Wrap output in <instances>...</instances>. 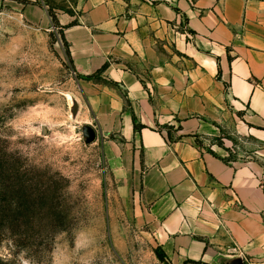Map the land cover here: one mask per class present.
<instances>
[{
  "label": "crops",
  "instance_id": "obj_1",
  "mask_svg": "<svg viewBox=\"0 0 264 264\" xmlns=\"http://www.w3.org/2000/svg\"><path fill=\"white\" fill-rule=\"evenodd\" d=\"M16 10L23 5L14 2ZM58 15L122 197L172 264H264V0H78ZM39 6L25 7V12ZM108 63L100 80L92 77ZM252 160L201 148L236 125ZM142 126L135 128V126ZM181 134L170 140L165 126ZM179 127L181 129H179Z\"/></svg>",
  "mask_w": 264,
  "mask_h": 264
},
{
  "label": "rangeland",
  "instance_id": "obj_2",
  "mask_svg": "<svg viewBox=\"0 0 264 264\" xmlns=\"http://www.w3.org/2000/svg\"><path fill=\"white\" fill-rule=\"evenodd\" d=\"M77 2L0 0V175L14 209L21 200L29 207L0 227V264H172L158 257L134 197L120 195L104 149L119 138L99 129L88 107L92 80L76 73L49 15L78 16ZM175 127L159 130L176 139ZM197 142L228 161L252 160L261 146L238 124Z\"/></svg>",
  "mask_w": 264,
  "mask_h": 264
},
{
  "label": "trees",
  "instance_id": "obj_3",
  "mask_svg": "<svg viewBox=\"0 0 264 264\" xmlns=\"http://www.w3.org/2000/svg\"><path fill=\"white\" fill-rule=\"evenodd\" d=\"M17 1L23 2V3L28 2V0H17ZM49 15H50L52 22L55 25V27L60 29L59 34H60L62 41L64 43V46L66 48L67 54L70 57L69 44L65 40L64 29L66 27L76 25L77 21L72 22L68 26H61L59 21H58L57 15L53 10H49ZM108 65H109L108 63L104 64V66L98 71V74L103 73L108 68ZM88 78H91V76ZM141 127L142 126H138V125L135 126L136 129L141 128ZM179 129H181V128L179 127ZM169 130H170V128H169ZM168 135H169L168 138L170 140H172L170 131H168ZM211 153L215 155L214 152H211ZM0 183L4 184L3 186L0 187V227L2 225H9L12 227L13 220H17L20 217L21 218L24 217L23 215L24 214L26 215L27 211L29 210V207L26 205V202L21 200V201H19L20 202L19 205H20L21 209L19 208V206H18V209H16V208L14 209V201H15L14 196L15 195H13V190L11 189V187L9 185V178H6L5 176L0 175ZM157 254H158V257L162 261L167 259V256L165 255V253L159 248L157 250Z\"/></svg>",
  "mask_w": 264,
  "mask_h": 264
}]
</instances>
